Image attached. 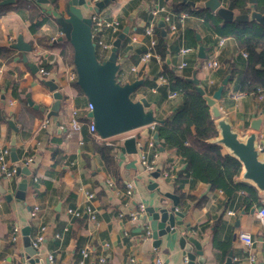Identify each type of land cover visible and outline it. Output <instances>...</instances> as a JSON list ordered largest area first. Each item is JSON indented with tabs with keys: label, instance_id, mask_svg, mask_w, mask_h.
<instances>
[{
	"label": "crops",
	"instance_id": "0c3cea01",
	"mask_svg": "<svg viewBox=\"0 0 264 264\" xmlns=\"http://www.w3.org/2000/svg\"><path fill=\"white\" fill-rule=\"evenodd\" d=\"M36 2L39 3L37 18L30 17L27 7L14 2L0 14V146L10 147L9 121H12L16 127L17 158L32 157L27 166L29 174L19 173L13 179H6L0 173V186L12 196L7 198L0 191V264H21V257L26 254L22 235L15 241L10 238L15 225L21 229L28 226L30 239H34L43 227V240L31 256L41 262L33 264H80L82 249L88 252L84 264H152L155 257L164 264H187L186 254L177 244L179 233L193 235L199 241L203 263L195 258V264H264V223L257 216L258 207L264 205V193L240 180L238 173L234 181L252 186L259 197L258 203L245 209L243 191L228 194L220 188H212L207 181L192 177L177 149L158 146L156 142L154 147L148 146L152 136L150 133L141 135L142 127L108 137L90 131L89 100L81 88L73 84L77 78L74 65L63 61L58 45L67 40L57 18H70L68 0ZM220 3L227 5L229 2L220 0ZM156 6H163L172 13L170 0H112L98 11L93 10L91 2L80 6L85 15L95 13L107 20L119 19L121 29L129 25L128 34L117 50L114 78L121 85L139 81L130 98L133 101L145 98L149 105L144 111L152 117L148 124L154 125L170 119L181 101L180 95L169 97V85L160 79L162 60L156 56L147 61L140 59L148 44L145 25L152 20L159 27L160 17L152 18L150 12ZM125 8L130 9L129 14L136 9L134 16L123 17ZM178 18L172 13L178 30L172 31L164 25L169 51L165 62L175 69L182 58L179 48L193 47L186 55L188 65L178 73L184 77L195 73L200 85L211 93L226 75L224 73L230 71L231 79L224 85L219 99L225 115L237 123L241 116L249 118L252 113H260L264 109V90L263 98L259 99L254 93L238 89L245 66L243 50L238 49L230 37H222L224 42L218 46L221 36L207 32L202 21L194 15L186 13L181 22ZM35 21H41L40 26H34ZM193 30L199 36L196 46L189 37ZM90 34L95 43V57L104 62L110 49L98 41L112 44L118 33L114 35L109 29L95 30L91 25ZM19 35L30 44V50L20 51L11 46ZM200 43L204 46L205 58L200 59L201 66L196 68ZM9 47L11 51L5 50ZM210 58L217 59L219 66L206 67L204 60ZM39 67L49 70L45 79H52L61 93L59 108L49 117L47 113L51 111L54 98L38 72ZM237 91L243 94L234 97ZM28 98L44 110L34 108ZM73 110L84 123L79 132L70 125ZM45 119L47 122L43 123ZM130 135L135 136L136 143L141 144L140 148L147 151L149 157L156 150L158 177H152L143 169L137 152L127 153L120 149L124 137ZM101 143L112 147L114 165L111 167H107L97 149ZM222 151L227 153L223 147ZM23 177L27 179V186L23 199H18L14 194ZM128 181L132 183L131 194L125 193ZM150 181L157 182V188L149 187ZM165 192L177 196L176 209L182 212V217L176 219L181 224L175 233L160 236L159 243L153 245V238L144 236L149 228V216L145 217L144 212L133 220L129 211L140 204L157 206V197ZM87 193L93 196L88 198ZM164 198L166 205L172 203L170 198ZM87 205L93 209L94 219L85 212L80 216L67 212L68 208L84 210ZM33 206H37L35 216L30 215ZM240 233L253 238L251 250ZM250 252L255 263L248 258ZM228 253L231 256L227 263ZM49 254L52 255L50 261Z\"/></svg>",
	"mask_w": 264,
	"mask_h": 264
},
{
	"label": "water",
	"instance_id": "95a60500",
	"mask_svg": "<svg viewBox=\"0 0 264 264\" xmlns=\"http://www.w3.org/2000/svg\"><path fill=\"white\" fill-rule=\"evenodd\" d=\"M14 1L0 0V4H10ZM109 1L112 0H98L94 4L93 10L98 11ZM184 1H187V3L196 8H209L218 14L223 21L255 20L264 25V13L255 9L239 13L233 9L231 2L227 5H221L220 0ZM255 1L248 0L251 8ZM88 3V0H68L70 18L65 19L61 16L57 18V22L60 25L65 39L71 43L73 48V65L77 76L76 84L85 93L93 106V109L88 112V116L93 118L98 133L103 137L138 127H142L140 134L147 136L149 130L145 125L152 120V117L151 114L145 113L144 110L149 103L142 97L137 101H133L130 98V94L134 92L139 81L121 85L114 78L117 50L121 41L128 34L129 25H124L117 37L113 40L107 59L104 62L97 61L95 57V43L92 41L90 34L91 18L89 15H85L80 7ZM135 12L136 9L130 13V16H134ZM158 26L161 29V34L165 35L163 20L158 22ZM196 38H199V36L196 35ZM11 46L20 51H28L31 48L30 44L24 42L20 35ZM197 57L196 68H199L201 66L200 59L205 58L204 46L201 43L198 45ZM28 65L32 69H36L32 63H28ZM185 78L194 84L196 91L205 100L209 115L217 131V135L207 139V142L221 145L229 155L236 158L241 165L239 172L240 180L250 183L257 191L264 193V128H262L264 109L258 114L252 113L249 118L241 116L237 123H233L225 115L219 104V99L223 87L229 79V74H226L221 79L219 85L211 93L207 92L200 85V81L195 73ZM43 82L52 91L54 98L51 111L47 113L49 117L58 110L61 93L57 90V85L52 79H45ZM28 103L36 109L44 110V107L33 104L29 98ZM9 125L12 129L9 141L11 149L10 158L12 161H16V127L12 121H9ZM151 136L157 140V131L154 130ZM120 149L127 153L137 152L135 136L130 135L125 137L122 140ZM17 173L29 174V170L27 167H21L17 169ZM150 175L152 177H158L159 172L155 170ZM148 184L152 188L157 186V182L153 181H150ZM26 186L27 179L23 177L17 184V190L14 196L18 199H23ZM0 191L5 193L7 198L12 197L1 186ZM164 197L170 198L172 203L166 205ZM157 203V206L148 205L145 207V217L149 216L150 236L153 238V245L159 243L160 236L166 233H175L181 224V221L177 220L176 217H182V212L176 209L177 196L175 194L165 192L163 195L157 197ZM21 233L25 252L29 256V264H33L36 261L41 262L40 259L31 257L37 250L30 245L29 227L24 226L21 229ZM177 244L184 250L187 257V264H195V258L198 263H203L201 245L193 235L179 233L177 236ZM228 255L227 263L230 260L231 254L228 253Z\"/></svg>",
	"mask_w": 264,
	"mask_h": 264
},
{
	"label": "trees",
	"instance_id": "16d2710c",
	"mask_svg": "<svg viewBox=\"0 0 264 264\" xmlns=\"http://www.w3.org/2000/svg\"><path fill=\"white\" fill-rule=\"evenodd\" d=\"M228 2H231L233 9L239 13L248 12L251 9L264 13V0H256L252 8L248 0H228ZM14 4L27 7L32 18H37L39 15V3L36 0H15ZM170 4L171 11L176 16L182 12L194 15L202 21V26L207 32L221 37H230L238 49L246 51L245 66L238 86L240 91L253 93L258 88H264V25L255 20L223 21L218 14L209 8H194L184 0H170ZM11 6V4H0V14ZM129 11V8H125L123 17L129 19ZM40 24L41 21L33 23L36 27ZM155 33L157 42L154 51L163 62L161 74L167 81L170 91L177 92L181 97L180 104L173 116L154 125V130L157 131L158 135L155 142L158 146L176 148L192 177L207 181L212 188H220L228 194L237 190L243 191L245 196L242 202L245 209L253 203H258L259 197L252 186L245 182L237 183L234 181V177L241 168L240 162L223 152L221 145L207 142V139L217 135V131L209 115L205 100L196 91L192 82L165 62V58L169 54L165 35L161 34L159 27L155 28ZM189 37L193 46H196L198 43L196 31H190ZM58 45L61 48L63 61L72 65L73 48L71 43L65 40L59 42ZM5 50L11 51L12 48L9 47ZM193 67L195 70V64ZM228 73V80H230V71H226L224 75ZM73 84L78 88L75 81ZM97 149L107 167L113 166L112 147L101 143ZM179 196L183 198L184 195L179 192Z\"/></svg>",
	"mask_w": 264,
	"mask_h": 264
},
{
	"label": "built area",
	"instance_id": "2783aa9c",
	"mask_svg": "<svg viewBox=\"0 0 264 264\" xmlns=\"http://www.w3.org/2000/svg\"><path fill=\"white\" fill-rule=\"evenodd\" d=\"M88 1L91 2L92 4H95L98 0H88ZM150 12L152 14V18L153 17L154 18L160 17V19L163 20L164 25H166L170 30H172V31L178 30L177 22L172 20V13L170 11L166 10L163 6H159V7L156 6V7L152 8ZM185 16H186L185 12L180 13L179 18H178L179 21L181 22V20ZM90 18H91V22H92L91 25H92L93 29H95V30L109 29L114 35L119 33L121 30L122 23L119 19L107 20L105 18L99 17L95 13H92ZM151 21L148 22L144 27V33L148 37V44H147L145 51L142 53V55L140 57V59L142 61H147L152 56L159 57L154 51V47H155V44L157 42V36L155 33V28L157 27V25L155 24L154 21L153 22H151ZM223 42H224V38L220 37L218 39V46H221L223 44ZM98 43L102 44V46L106 49H110L112 46L111 43H103L101 41H98ZM192 51H193V47H191V46H181L179 48V54L182 58L175 66V70L177 72L181 71L182 69H184L188 65L186 55H188ZM242 55L246 57V55H247L246 51H242ZM204 65L208 68H216L219 66V61L217 59H212V58L206 59V60H204ZM132 69H134V67H132ZM38 72L42 75L43 80H45V78L49 75V70L45 69L44 67H39ZM160 79L162 81H166L162 74L160 75ZM263 90H264V88H258L253 93L256 94V96L259 99H261V98H263ZM242 94H243V92L237 91L233 94V96L239 97ZM177 95H178V93L175 91L169 92V97H175ZM92 109H93L92 104L90 102H88V104H87L88 112L91 111ZM45 122H47L46 119L43 121V123H45ZM83 124L84 123L76 117V111L73 110L72 111V118L70 121V125H71L72 129L76 132H79V131H81ZM146 127H148L149 133L151 135V133L154 131V124H147ZM88 128L90 131L98 133L92 117H90V121L88 123ZM140 145L141 144L136 143L138 159H139L140 164L143 166V169L149 174L155 170H158L157 166H156V156H157L156 150H153L152 157H149L147 151L140 148L139 147ZM148 146H150V147L155 146V140L152 137H149ZM10 150L11 149L9 146H0V173L6 179H13L18 174L17 173L18 168L27 167L32 161V157L30 155H24L21 158H17L16 161H12L10 158ZM131 190H132V183L130 181H128V182H126L125 193L131 194ZM92 196H93L92 193H87L88 198H91ZM36 211H37V206H33V208L30 210V215L35 216ZM67 212L71 216H80L83 212H85L86 214H89L90 218L94 219V217H95L93 209L91 208L90 205H87L84 210H79V209H75V208H68ZM144 212H145V207L142 204H140L138 206V208L130 210L129 215H130L131 219L136 220L141 215H143ZM229 212H231V211H229ZM257 216L259 217L260 221L262 223H264V205H260L258 207ZM42 230H43V227H41V231L34 237V239H30V245L32 247L36 248V250H37L39 243L43 240ZM150 234H151L150 229L146 228V230L144 232V236L147 237V236H150ZM21 235H22L21 228L18 225H15L11 231V236H10L11 240L15 241ZM240 237L242 238L243 242L246 244L247 248L249 250H251L252 245L254 243L253 238L247 233H240ZM81 254H82V257L79 260V263L84 264V261H85L84 259L87 257L88 252L86 249H82ZM248 258L253 263H255V257L251 252L249 253ZM47 259L50 261L52 259V255L49 254L47 256ZM186 259H187V257L185 256V260ZM100 260H103V258H100ZM21 264H29V256L27 255V253L26 254L24 253L22 255ZM152 264H164V263L159 257H155L153 259Z\"/></svg>",
	"mask_w": 264,
	"mask_h": 264
}]
</instances>
